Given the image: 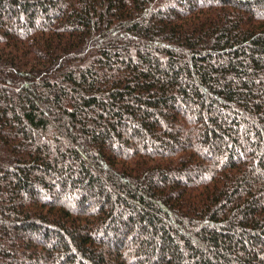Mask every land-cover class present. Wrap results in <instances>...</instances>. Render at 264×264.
Returning <instances> with one entry per match:
<instances>
[{
    "label": "trees",
    "instance_id": "obj_1",
    "mask_svg": "<svg viewBox=\"0 0 264 264\" xmlns=\"http://www.w3.org/2000/svg\"><path fill=\"white\" fill-rule=\"evenodd\" d=\"M0 264H264V0H0Z\"/></svg>",
    "mask_w": 264,
    "mask_h": 264
}]
</instances>
